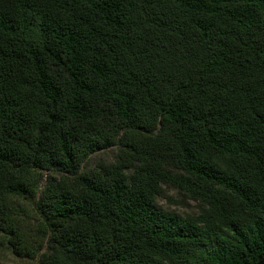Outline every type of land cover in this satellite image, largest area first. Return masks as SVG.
<instances>
[{
  "label": "trees",
  "instance_id": "obj_1",
  "mask_svg": "<svg viewBox=\"0 0 264 264\" xmlns=\"http://www.w3.org/2000/svg\"><path fill=\"white\" fill-rule=\"evenodd\" d=\"M0 245L264 264V0H0Z\"/></svg>",
  "mask_w": 264,
  "mask_h": 264
},
{
  "label": "rangeland",
  "instance_id": "obj_2",
  "mask_svg": "<svg viewBox=\"0 0 264 264\" xmlns=\"http://www.w3.org/2000/svg\"><path fill=\"white\" fill-rule=\"evenodd\" d=\"M111 156L112 154L110 151L100 152L90 158V163L91 165H94L98 161L110 162ZM165 194V197L159 198L157 200V205L161 209L175 213L182 217L197 213V207L195 203L182 199L173 190H166ZM0 264H35V262L26 259H20L0 245Z\"/></svg>",
  "mask_w": 264,
  "mask_h": 264
}]
</instances>
